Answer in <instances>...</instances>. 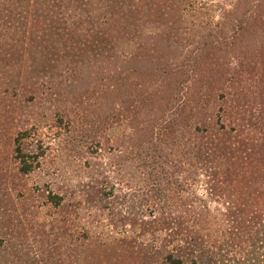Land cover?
I'll return each mask as SVG.
<instances>
[{
    "label": "trees",
    "instance_id": "1",
    "mask_svg": "<svg viewBox=\"0 0 264 264\" xmlns=\"http://www.w3.org/2000/svg\"><path fill=\"white\" fill-rule=\"evenodd\" d=\"M14 66L0 264H264V0H0Z\"/></svg>",
    "mask_w": 264,
    "mask_h": 264
},
{
    "label": "rangeland",
    "instance_id": "2",
    "mask_svg": "<svg viewBox=\"0 0 264 264\" xmlns=\"http://www.w3.org/2000/svg\"><path fill=\"white\" fill-rule=\"evenodd\" d=\"M219 2H221L222 0H217ZM217 3V2H215ZM224 4H220V7H223ZM217 9V10H216ZM209 11L208 10H204L202 11V15L203 19L206 21L207 16ZM221 13L218 8H213L212 12L210 15L213 16L214 19V23L216 21L221 20ZM226 16L223 19V24L221 28L218 29V31L222 30V33H226L230 31V20L232 19L231 17H228L227 19H225ZM199 21V20H198ZM235 23V22H234ZM224 28L226 29V32L224 31ZM179 41L172 43V48H176L178 47ZM18 66H14V67H9L7 69L4 70H0V93H2V95L0 97L3 96V94H5V101L6 103H11L15 104L18 106V91L17 89L14 90L12 87H16V85H18ZM1 101V100H0ZM13 117V115H12ZM15 117V116H14ZM5 121V119H4ZM1 133V131H0ZM12 158L9 154V151L6 149H2L0 148V181L1 178L3 177L2 174L5 172V169L8 168L9 170H11L13 168V164H12ZM51 166L53 167V172L56 173L57 169L55 168V166H59L60 167V159L59 158H54V163L51 164ZM52 171V170H51ZM57 174H59V177H54V181L55 183H62V184H76L79 183V181L85 179V173L81 170H76L73 172V174L67 175L65 174L63 171H58ZM35 177H37V175H35ZM50 178V177H49ZM85 181V180H83ZM80 215H81V219L83 220V222L85 223V225L87 227H89L91 224L93 225V230L94 231H98L101 228L102 223L100 222L101 219H103L105 216L102 214L101 211L97 210L94 207H84L83 205L81 206V210L79 209Z\"/></svg>",
    "mask_w": 264,
    "mask_h": 264
}]
</instances>
